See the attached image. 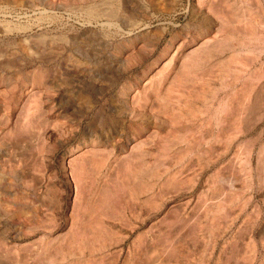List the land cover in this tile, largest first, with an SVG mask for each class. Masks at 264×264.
Segmentation results:
<instances>
[{"label":"rangeland","instance_id":"obj_1","mask_svg":"<svg viewBox=\"0 0 264 264\" xmlns=\"http://www.w3.org/2000/svg\"><path fill=\"white\" fill-rule=\"evenodd\" d=\"M0 264H264V0H0Z\"/></svg>","mask_w":264,"mask_h":264},{"label":"bare ground","instance_id":"obj_2","mask_svg":"<svg viewBox=\"0 0 264 264\" xmlns=\"http://www.w3.org/2000/svg\"><path fill=\"white\" fill-rule=\"evenodd\" d=\"M203 5V4H202ZM203 8V6H201V9ZM207 9H209V7L207 8ZM211 9V8H210ZM210 9H209V11H210ZM204 10V9H203ZM212 10V9H211ZM221 18H222V20L224 21H226V19L224 18V17H222L221 16ZM222 22V21H221ZM193 54V53H192ZM75 151H77L78 153H77V155H79V156H81V152H80V147H77V148H75L73 151H71V152H75ZM70 152V153H71ZM75 154H76V152H75Z\"/></svg>","mask_w":264,"mask_h":264}]
</instances>
